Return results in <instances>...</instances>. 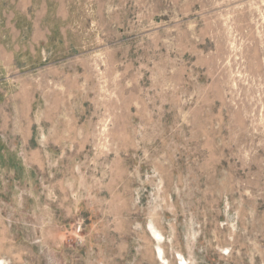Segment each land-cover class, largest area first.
I'll return each instance as SVG.
<instances>
[{"label": "rangeland", "instance_id": "1", "mask_svg": "<svg viewBox=\"0 0 264 264\" xmlns=\"http://www.w3.org/2000/svg\"><path fill=\"white\" fill-rule=\"evenodd\" d=\"M0 228L11 264H264V0H0Z\"/></svg>", "mask_w": 264, "mask_h": 264}, {"label": "crops", "instance_id": "2", "mask_svg": "<svg viewBox=\"0 0 264 264\" xmlns=\"http://www.w3.org/2000/svg\"><path fill=\"white\" fill-rule=\"evenodd\" d=\"M22 202V201H21ZM20 202V203H21ZM1 229V228H0ZM41 237H43V236H41ZM36 238V237H35ZM35 238H33L32 240H29V238H28V240H26L27 242H26V245L28 246V247H33L34 246V244H37L38 242H41V240L40 239H35ZM5 239H7V241H8V243H7V245L6 244H2V242L0 241V252L1 251H3V250H5V248H6V246L8 247L7 249H11V250H14L15 249V245L14 244H16V241H17V236H15L14 234H10L9 236H8V238H6V237H4L3 238V240H4V242H5ZM0 240H2V239H0ZM30 241V242H29ZM37 241V242H36ZM42 241H43V243H42V248H43V250H44V248L46 249V250H48L49 249V246H48V244H46V243H44L45 242V238L43 237V239H42ZM24 243H25V241H24ZM6 245V246H5ZM31 247V248H32ZM52 251V250H51ZM7 259H9V257L8 256H0V264H11L10 263V259L8 260V262H7Z\"/></svg>", "mask_w": 264, "mask_h": 264}, {"label": "bare ground", "instance_id": "3", "mask_svg": "<svg viewBox=\"0 0 264 264\" xmlns=\"http://www.w3.org/2000/svg\"><path fill=\"white\" fill-rule=\"evenodd\" d=\"M157 230V229H156ZM155 229H154V227H149V232H150V234H151V236L154 238V241H156V242H159V243H161V241H162V235L158 232V230L156 231ZM150 236V237H151ZM159 243H158V245H159ZM157 252H158V256L161 258L162 257V249L159 247V246H157ZM162 259V258H161ZM164 260V259H163ZM55 263V262H54Z\"/></svg>", "mask_w": 264, "mask_h": 264}]
</instances>
